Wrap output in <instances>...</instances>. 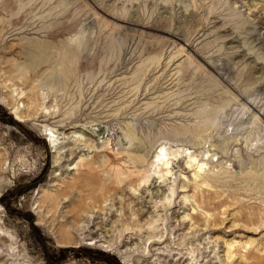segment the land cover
I'll return each mask as SVG.
<instances>
[{"label":"rangeland","instance_id":"1","mask_svg":"<svg viewBox=\"0 0 264 264\" xmlns=\"http://www.w3.org/2000/svg\"><path fill=\"white\" fill-rule=\"evenodd\" d=\"M0 264H264V0H0Z\"/></svg>","mask_w":264,"mask_h":264},{"label":"bare ground","instance_id":"2","mask_svg":"<svg viewBox=\"0 0 264 264\" xmlns=\"http://www.w3.org/2000/svg\"><path fill=\"white\" fill-rule=\"evenodd\" d=\"M52 45H54V46H60L61 45V42H57L56 44H52ZM75 48L74 49H76V48H78V49H80V45H73ZM109 46V45H108ZM110 48V47H109ZM77 52V51H76ZM61 57V56H60ZM62 59V58H61ZM61 61V60H60ZM63 61V60H62ZM21 121H23V119L20 117V116H18V115H16ZM100 133H102V130H101V132ZM135 157V156H134ZM139 158V157H138ZM135 159H136V157H135ZM140 159V158H139ZM119 159L118 160H116L115 161V163H119ZM135 164V163H134ZM103 166V165H102ZM101 166V167H102ZM104 167H106V166H104ZM97 170V169H96ZM110 171V170H109ZM93 172H94V168L92 167V168H89V169H84L82 172H81V176L80 177H86V176H89V175H92L93 174ZM134 172H136L137 174H139V170H136V171H134ZM106 173H107V171H106ZM109 173V172H108ZM110 174V173H109ZM109 174H107L108 176V178H106L105 180V184L106 185H108L107 187H116V188H118V186H116L115 185V181H114V179H112L111 177H109ZM98 175V174H97ZM116 177H118V178H116V181H117V179L119 180L118 181V183H119V186L121 185V189H125V187H126V184H128V183H131L132 181H135L134 179V173H131V174H129V175H127V176H124L123 178H121L120 176H116ZM133 183V182H132ZM134 183H136V181L134 182ZM152 183H154V180H153V182ZM151 183V185H153ZM128 187V186H127ZM109 189V188H108ZM96 192V191H95ZM95 197H96V194H95ZM99 197V196H98ZM100 198V197H99ZM95 202H97V201H95ZM91 203V202H90ZM92 204V203H91ZM95 205V204H94ZM78 214V213H77Z\"/></svg>","mask_w":264,"mask_h":264}]
</instances>
